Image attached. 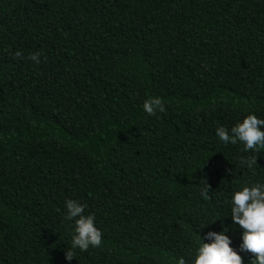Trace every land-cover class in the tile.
<instances>
[{
  "label": "trees",
  "instance_id": "obj_1",
  "mask_svg": "<svg viewBox=\"0 0 264 264\" xmlns=\"http://www.w3.org/2000/svg\"><path fill=\"white\" fill-rule=\"evenodd\" d=\"M250 112L264 118V0H0V264H176L223 225L239 248L228 201L264 181V148L215 132ZM67 198L103 232L71 261Z\"/></svg>",
  "mask_w": 264,
  "mask_h": 264
},
{
  "label": "clouds",
  "instance_id": "obj_2",
  "mask_svg": "<svg viewBox=\"0 0 264 264\" xmlns=\"http://www.w3.org/2000/svg\"><path fill=\"white\" fill-rule=\"evenodd\" d=\"M12 55L29 59L35 64L41 63L40 51L30 52L24 57V53L18 49ZM142 108L149 115L165 111V106L158 96L145 99ZM215 134L224 144L240 142L245 152H256L264 148V118L250 112L231 127L217 126ZM238 163L240 168L251 170L257 163V157H242ZM234 170L232 172H235ZM209 188V184L205 183L199 189L200 195L205 199L208 198ZM228 202L232 224L242 229L239 248L232 243L229 226L223 225L218 231L209 230L203 238L200 236V242L190 261L181 256L177 258L176 264H243L242 252L254 254L251 264H264V181L246 183L238 187L232 192ZM86 207L87 204L79 199L65 200L64 219L72 222L71 247L65 251L67 261H71L75 256V249L86 251L90 246H101L102 229L97 227L94 213L85 214Z\"/></svg>",
  "mask_w": 264,
  "mask_h": 264
}]
</instances>
